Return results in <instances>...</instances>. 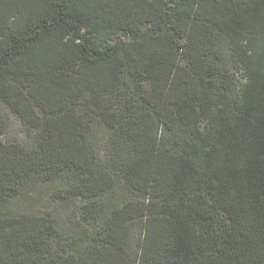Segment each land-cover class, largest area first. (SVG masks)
<instances>
[{"label":"trees","instance_id":"obj_1","mask_svg":"<svg viewBox=\"0 0 264 264\" xmlns=\"http://www.w3.org/2000/svg\"><path fill=\"white\" fill-rule=\"evenodd\" d=\"M0 264H264V0H0Z\"/></svg>","mask_w":264,"mask_h":264},{"label":"rangeland","instance_id":"obj_2","mask_svg":"<svg viewBox=\"0 0 264 264\" xmlns=\"http://www.w3.org/2000/svg\"><path fill=\"white\" fill-rule=\"evenodd\" d=\"M228 68L233 72L234 68L228 66ZM2 115L9 122V135L12 138L23 140L25 133L22 131L19 126V122L14 115H12L8 109L5 107H1ZM29 201L28 203L23 202V207L27 208L30 212L37 211H48L52 214L54 219L56 220L58 227L66 232L70 233V224L67 223L68 218V209L71 206L70 202L67 201H52L51 200V187L46 185H41L37 190L29 193ZM21 201V200H20Z\"/></svg>","mask_w":264,"mask_h":264}]
</instances>
